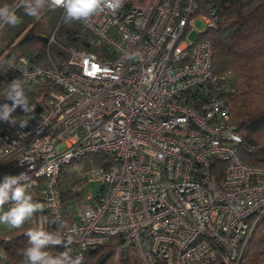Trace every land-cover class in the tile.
Masks as SVG:
<instances>
[{"label": "built area", "instance_id": "obj_1", "mask_svg": "<svg viewBox=\"0 0 264 264\" xmlns=\"http://www.w3.org/2000/svg\"><path fill=\"white\" fill-rule=\"evenodd\" d=\"M137 1L81 22L100 53L69 47L63 70L18 67L35 110L0 122V182L27 173L53 222L63 219V166L98 184L62 233L75 256L119 235V249L132 245L140 264H235L264 210V166L241 160L223 95L230 73L212 71L202 34L216 14L199 0Z\"/></svg>", "mask_w": 264, "mask_h": 264}, {"label": "trees", "instance_id": "obj_2", "mask_svg": "<svg viewBox=\"0 0 264 264\" xmlns=\"http://www.w3.org/2000/svg\"><path fill=\"white\" fill-rule=\"evenodd\" d=\"M16 1L0 0V6L8 4L14 7ZM199 1L200 10L204 13L212 4L217 17L215 26L202 35L211 42L213 74L220 77L230 73V89L223 95L242 139L238 145L239 156L246 164L264 166V0ZM17 15L22 19L20 25L0 28L1 104H11V101L4 100V93L13 79L22 81L18 67L23 63L29 69L48 67L63 70L68 58L67 48L91 52L103 50L81 22L64 23L61 8L51 10L46 6L38 20L25 15L22 8L17 9ZM52 35L54 41L49 42ZM23 85L31 103L33 93L24 82ZM22 112L18 107L13 113L19 116ZM91 159L93 164L101 165L97 155H91ZM69 166L62 167L59 177L62 221L53 222L47 210L42 208L23 227H10L3 231L4 240L0 245L4 257H0V264H27L23 250L28 246L24 233L29 228H42L62 235L65 226L73 222L74 216L69 213L70 203L74 199L84 203V194L79 185L83 181L75 172L68 171ZM76 184L80 187L78 190L73 189ZM41 188L39 184L28 190V194L43 205ZM256 219L253 238L235 264H264V210L257 213ZM123 243L121 236L117 235L104 245L88 248L83 254V264H140L132 245L119 249ZM70 247L75 256L76 247L73 244ZM64 250L62 245L48 249L53 256ZM154 264L164 262L159 260ZM209 264L224 263L218 259Z\"/></svg>", "mask_w": 264, "mask_h": 264}, {"label": "clouds", "instance_id": "obj_3", "mask_svg": "<svg viewBox=\"0 0 264 264\" xmlns=\"http://www.w3.org/2000/svg\"><path fill=\"white\" fill-rule=\"evenodd\" d=\"M124 0H18L13 6L5 4L0 6V28L4 25L17 27L22 23L21 17L17 15V9L22 8L24 14L35 19H40L41 11L47 6L51 10L62 8L64 23L89 22L94 16L110 11L115 14L122 6ZM4 100L11 101L0 104V122L12 125L17 123L12 113L19 107L25 113L35 110V105L29 104L23 82L13 79L4 93ZM22 127L24 125H21ZM28 157H25L24 162ZM31 178L27 173L19 175H6L0 182V225H7L13 229L24 226L30 221L34 214L41 211L43 205L34 201L28 194L29 181ZM11 202V207L4 211V206ZM28 246L23 250L27 264H83L82 255L73 256L70 245L72 237L66 239L59 232H50L42 228H29L25 233ZM63 246L58 256H53L48 249L54 246Z\"/></svg>", "mask_w": 264, "mask_h": 264}, {"label": "rangeland", "instance_id": "obj_4", "mask_svg": "<svg viewBox=\"0 0 264 264\" xmlns=\"http://www.w3.org/2000/svg\"><path fill=\"white\" fill-rule=\"evenodd\" d=\"M145 1L146 0H138L137 2L144 3ZM193 25L197 29V31H203L205 29V27H206L205 23L203 21L199 20V19L195 20ZM196 35H197V32L191 33L190 36H189V40H194ZM98 52L100 53V51H97V53ZM91 166H92V163L89 162V161H86V160H84V162L80 165L82 171H87V169H89ZM68 171L75 172L74 169H73V166H69ZM79 185H80V187L82 186V190L81 191L83 192L84 195H86L87 193H90V192H92V193L96 192L98 187H99L98 184L89 183V182H83L82 184H79ZM79 185L76 184L73 189L78 190L79 189ZM82 204L83 203L80 202L79 200H76V199L72 200L71 203H70L69 213L73 214V216H75L77 211L79 210V208L82 206ZM9 229H10V227L7 226V225H0V230L1 231H6V230H9ZM261 229L262 228H260V230ZM252 235H253V233L250 236V240H252L251 238H253ZM255 239H253V242L255 241Z\"/></svg>", "mask_w": 264, "mask_h": 264}]
</instances>
